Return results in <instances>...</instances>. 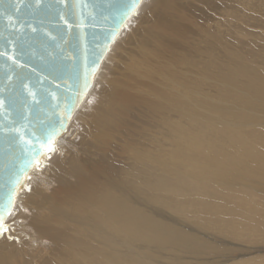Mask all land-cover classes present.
<instances>
[{
    "label": "bare ground",
    "instance_id": "bare-ground-1",
    "mask_svg": "<svg viewBox=\"0 0 264 264\" xmlns=\"http://www.w3.org/2000/svg\"><path fill=\"white\" fill-rule=\"evenodd\" d=\"M261 35L264 0H145L20 194L0 264H264Z\"/></svg>",
    "mask_w": 264,
    "mask_h": 264
},
{
    "label": "water",
    "instance_id": "water-1",
    "mask_svg": "<svg viewBox=\"0 0 264 264\" xmlns=\"http://www.w3.org/2000/svg\"><path fill=\"white\" fill-rule=\"evenodd\" d=\"M144 1L0 0L2 229Z\"/></svg>",
    "mask_w": 264,
    "mask_h": 264
},
{
    "label": "rangeland",
    "instance_id": "rangeland-1",
    "mask_svg": "<svg viewBox=\"0 0 264 264\" xmlns=\"http://www.w3.org/2000/svg\"><path fill=\"white\" fill-rule=\"evenodd\" d=\"M258 39L261 40L260 43L264 45V35L259 36ZM257 42H258V40H257ZM258 44H259V42H258ZM263 254H264V252L256 253L254 256H260V255H263ZM251 258H253V257H251Z\"/></svg>",
    "mask_w": 264,
    "mask_h": 264
},
{
    "label": "snow or ice",
    "instance_id": "snow-or-ice-1",
    "mask_svg": "<svg viewBox=\"0 0 264 264\" xmlns=\"http://www.w3.org/2000/svg\"><path fill=\"white\" fill-rule=\"evenodd\" d=\"M3 229H2V226H0V231H2Z\"/></svg>",
    "mask_w": 264,
    "mask_h": 264
}]
</instances>
